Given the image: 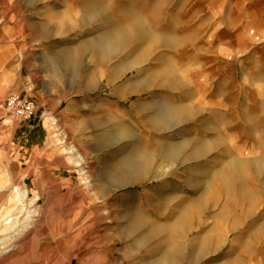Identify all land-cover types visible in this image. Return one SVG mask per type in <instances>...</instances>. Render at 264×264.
I'll return each mask as SVG.
<instances>
[{
    "label": "rangeland",
    "instance_id": "rangeland-1",
    "mask_svg": "<svg viewBox=\"0 0 264 264\" xmlns=\"http://www.w3.org/2000/svg\"><path fill=\"white\" fill-rule=\"evenodd\" d=\"M137 20L145 34L133 33L116 53L99 51L105 35L133 31ZM161 20L96 18L94 12L7 18L13 30L39 37L43 46L28 66L67 97L55 112L30 121L10 120L0 108V126L40 123L49 133L41 150L11 140L0 146V231L9 219L22 224L0 233V264H168L169 253L172 264H264L262 104L237 95L209 117V103L193 102L192 88L171 85L176 71L159 69L167 62L162 54L152 58L158 70H139L150 32L166 30ZM131 61L136 66L127 70ZM141 74L151 84L141 79L135 90ZM159 105L177 107L186 118L171 128L154 124ZM69 108L70 117L59 115ZM175 144L183 154L172 160L163 148ZM71 146L85 156L93 186L83 183L66 153ZM197 147L201 153L192 154ZM133 152L148 153L141 159L150 169L145 178L129 172ZM167 164L173 170L163 174ZM40 169L46 174L36 175ZM16 187L28 191L26 203L15 197ZM19 232L21 242L1 241Z\"/></svg>",
    "mask_w": 264,
    "mask_h": 264
},
{
    "label": "crops",
    "instance_id": "crops-1",
    "mask_svg": "<svg viewBox=\"0 0 264 264\" xmlns=\"http://www.w3.org/2000/svg\"><path fill=\"white\" fill-rule=\"evenodd\" d=\"M93 12L96 18L165 21L166 30L150 32L152 41L146 40L138 69L158 70L152 58L162 54L161 61L167 62L159 69L176 71L178 82L171 85L192 88L193 102L209 103V117H214L219 104L237 95L246 103L262 104L264 111V0H0V108L17 93L36 102L41 119L67 97L56 85L43 83L41 71L28 66L37 54L33 50L43 46L36 41L39 37L13 30L7 18H73L76 13ZM144 82L143 86L151 83ZM119 95L123 96L120 89ZM71 113L69 108L59 115L67 118ZM10 140L22 148L41 150L49 133L40 123L18 122L8 128L3 122L0 146ZM42 165L40 161L38 167ZM45 174L43 169L36 171Z\"/></svg>",
    "mask_w": 264,
    "mask_h": 264
},
{
    "label": "bare ground",
    "instance_id": "bare-ground-1",
    "mask_svg": "<svg viewBox=\"0 0 264 264\" xmlns=\"http://www.w3.org/2000/svg\"><path fill=\"white\" fill-rule=\"evenodd\" d=\"M142 25H143L142 22L137 20L136 21V24H135L136 27H135V29L133 31L130 30L128 32H125V31H121V30H119V31H114L113 30V33L111 32V34H109V35H105L104 37L102 36L103 38L98 43L99 44V46H98L99 47V51L102 52L103 54L106 53V51H108V50H110L112 53L118 52L128 42H130L131 38L133 37L132 36L133 33H135L138 36L139 35H143V34L146 33V31H145V29H143V26ZM136 35H134V36L137 37ZM148 37H150V36L148 35ZM135 66H136L135 61H131L128 64L124 65V67L127 70H133V68ZM142 84H143L142 80H141V82L139 84H135V86H134L135 87V90L139 86H142ZM148 86H149V84H148ZM134 87H132V88L134 89ZM129 88H131V87H129ZM166 106H164V107L162 105H159L158 106V108L160 109V111H162L161 112L162 114L160 115V117L158 116V118L154 119L155 121H152L154 124H158L161 127L163 126V127L171 128V127L175 126L177 123H179L180 121H182L183 119L186 118V114L183 113L181 109H179L177 107H166ZM47 120L49 122L50 121L53 122V126H56L57 125V122H56V120L54 118H49L48 117ZM180 145H178V144L176 145L175 144V145H170V146L164 147L163 148V152L173 160L179 154L182 153V146H180ZM141 150H142V152L144 151L143 149H141ZM201 150H202V148H198L197 147V148H195L193 150V153L192 154H197L198 155V154L201 153ZM139 151H140V149H139ZM66 153L68 155H70V159L72 160L74 167L76 169H78L80 175L82 176L83 181H84L83 183L85 185L89 186V187L93 186L92 178L90 177V173L87 170V166L88 165H87L85 156L77 148H75L74 146L68 147V149H66ZM147 156H148V153H143L142 155L139 156V154L138 155H137V153L134 154V152H133V154L130 153V154L127 155L126 161H128V163H129L128 165L131 166V169H130L129 172L133 176V179L139 180V179L145 178L147 176V173L149 172L148 170H150V169H147L146 168V165L143 164L142 161H141V159L143 157H147ZM233 165L234 166H237V163L234 162ZM236 169H238V166H237ZM127 170H128V168H127ZM172 170H173V165L172 164L171 165L170 164H167V165H165L163 167V171H164L163 174L170 173ZM15 191H16L15 197H17L18 200H20L21 202H23V203L25 202L26 203L27 199L29 198L28 191L26 189H24L23 187H16L15 188ZM2 200H4V195L2 196V194L0 193V202H2ZM37 201H38V199H36V198L34 200H32L33 203H36ZM199 207H201V206H199ZM24 208H25V206H24ZM31 213H32V211H31ZM8 218H10V217H8ZM184 220H185V218H184ZM184 220H182V222ZM18 225H22V224H20L19 221H16L15 222L13 219L12 220L9 219V221L6 224L5 228L2 231H0V233L2 232L1 234H4V233L8 232L9 230H12L13 228H16ZM21 234H22V232L21 233L19 232V234L15 235L13 237H10L9 240H6L5 239V240H1V241H3V243L5 244V242H9V241L15 240V241L11 242V244L13 245V244H15V242L17 243V242H21L22 241L23 237H20ZM12 245H10V246H12ZM10 246L4 247V251L7 250L6 253L10 252L9 251ZM6 253H4V254H6ZM174 255L172 253L171 254L169 253V255L167 254V257L164 259V262L165 263H168V264H172V262L175 260V258H174L175 256Z\"/></svg>",
    "mask_w": 264,
    "mask_h": 264
},
{
    "label": "built area",
    "instance_id": "built-area-1",
    "mask_svg": "<svg viewBox=\"0 0 264 264\" xmlns=\"http://www.w3.org/2000/svg\"><path fill=\"white\" fill-rule=\"evenodd\" d=\"M4 109L10 120L30 121L36 116L37 104L28 96L11 94L5 100Z\"/></svg>",
    "mask_w": 264,
    "mask_h": 264
}]
</instances>
